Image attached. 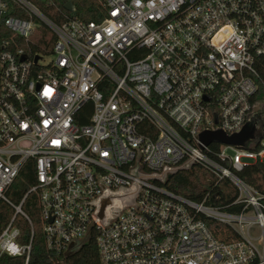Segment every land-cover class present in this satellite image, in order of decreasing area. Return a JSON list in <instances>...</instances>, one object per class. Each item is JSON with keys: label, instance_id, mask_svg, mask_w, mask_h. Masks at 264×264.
I'll use <instances>...</instances> for the list:
<instances>
[{"label": "built area", "instance_id": "built-area-1", "mask_svg": "<svg viewBox=\"0 0 264 264\" xmlns=\"http://www.w3.org/2000/svg\"><path fill=\"white\" fill-rule=\"evenodd\" d=\"M97 1L100 22L55 23L30 0H0V202L13 210L0 258L30 263L35 230L23 205L33 196L49 264L91 240L98 264H264V194L239 176L264 163V125L246 149L200 140L216 128L239 133L251 112L264 121L254 100L264 0ZM38 27L55 38L46 66L45 51L23 49ZM28 162L35 181L15 204L7 191ZM186 162L236 198L209 205V191L195 202L132 173ZM133 185L134 206L102 225L92 203ZM17 217L31 228L26 244ZM206 220L225 227L221 239Z\"/></svg>", "mask_w": 264, "mask_h": 264}, {"label": "trees", "instance_id": "trees-1", "mask_svg": "<svg viewBox=\"0 0 264 264\" xmlns=\"http://www.w3.org/2000/svg\"><path fill=\"white\" fill-rule=\"evenodd\" d=\"M44 15L55 23H62L66 18H78L85 22H100L103 18V10L97 0H30ZM71 2L73 12H68L64 9V5ZM39 33V42L44 45L43 51L51 52V47L54 43V36L44 27H38L35 32ZM26 53L42 52L41 46L32 47L30 45L23 46ZM254 81L257 86V91L254 100L258 103L264 102V55L257 58L255 62ZM89 107L85 109V114L78 120L79 124L88 122ZM263 114H261V117ZM241 179L252 186L259 193L264 194V163H253L245 167L240 173ZM35 181V172L33 163L28 162L25 168L20 173V176L14 181L7 191V197L10 201L18 204L22 196L27 192L30 185ZM165 188L171 192L193 200L201 202L206 193L211 191L206 204L213 206H225L230 204L237 196L235 188L226 180L216 184L215 178L206 170L199 167H192L191 170L178 172L175 175L168 177ZM216 195V198L214 196ZM23 210L26 212L33 222L35 236L32 243V254L29 264H49L46 261V253L43 248V242L39 231L38 213L35 205V198L29 197L23 205ZM13 215V210L5 203L0 202V232L8 224ZM207 225L212 230L213 234L220 238L226 232L223 225H220L212 220H206ZM15 225L20 230L19 242L26 244L30 238L31 228L27 221L22 217H17ZM0 264H23V258L7 257L0 258ZM63 264H98V255L93 240L84 242L74 249V252L69 256Z\"/></svg>", "mask_w": 264, "mask_h": 264}, {"label": "water", "instance_id": "water-1", "mask_svg": "<svg viewBox=\"0 0 264 264\" xmlns=\"http://www.w3.org/2000/svg\"><path fill=\"white\" fill-rule=\"evenodd\" d=\"M64 9L68 12H73L74 8L71 2H67L64 5ZM26 56H22L23 61ZM37 57L34 58L36 62ZM263 119L254 112L247 115L246 123L241 131L232 136H226L219 128L214 130H206L200 134V140L208 145L210 143H223L226 145H232L238 149H246L251 144H257L263 137ZM193 164L192 162H186L183 165L175 168H166L160 174H143L139 172L137 166L132 170V173L144 180H151L165 185L170 175H175L178 172L190 171ZM140 188L137 185H133L128 189L119 188L115 192L105 191L97 200L92 204L95 207V216L104 226H107L112 220H114L125 208L134 206L136 196ZM216 198V195L214 196ZM71 254L67 253L65 257H69Z\"/></svg>", "mask_w": 264, "mask_h": 264}, {"label": "rangeland", "instance_id": "rangeland-1", "mask_svg": "<svg viewBox=\"0 0 264 264\" xmlns=\"http://www.w3.org/2000/svg\"><path fill=\"white\" fill-rule=\"evenodd\" d=\"M29 41H30V44H29L30 46H32V47L41 46V49L42 50L44 49V45L39 42V33H38V31L34 32V34L32 36H30ZM37 53L43 54L41 51H39ZM41 57L42 58L39 60V66H46L53 60V56L49 55V54L48 55H46V54L41 55Z\"/></svg>", "mask_w": 264, "mask_h": 264}]
</instances>
